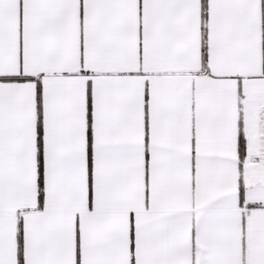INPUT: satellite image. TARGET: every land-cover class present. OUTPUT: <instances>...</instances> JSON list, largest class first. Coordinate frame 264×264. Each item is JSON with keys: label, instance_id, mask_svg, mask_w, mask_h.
Wrapping results in <instances>:
<instances>
[{"label": "snow or ice", "instance_id": "1", "mask_svg": "<svg viewBox=\"0 0 264 264\" xmlns=\"http://www.w3.org/2000/svg\"><path fill=\"white\" fill-rule=\"evenodd\" d=\"M0 264H264V0H0Z\"/></svg>", "mask_w": 264, "mask_h": 264}]
</instances>
